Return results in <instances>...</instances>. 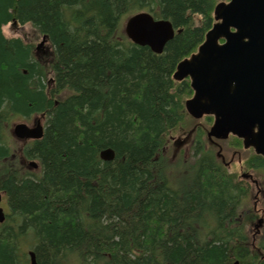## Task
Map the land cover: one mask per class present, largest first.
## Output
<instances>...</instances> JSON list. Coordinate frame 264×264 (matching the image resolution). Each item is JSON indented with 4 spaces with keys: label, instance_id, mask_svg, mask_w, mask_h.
Wrapping results in <instances>:
<instances>
[{
    "label": "trees",
    "instance_id": "obj_1",
    "mask_svg": "<svg viewBox=\"0 0 264 264\" xmlns=\"http://www.w3.org/2000/svg\"><path fill=\"white\" fill-rule=\"evenodd\" d=\"M219 1L0 0V191L11 209L0 264H28L30 249L39 264H264V232L256 248L245 233L249 186L206 146L211 117L203 126L187 113L191 89L173 78ZM139 11L174 25L163 53L126 36ZM12 20L47 36L52 61L3 34ZM34 114L44 137L17 139V118ZM194 127V154L176 167L171 137ZM246 165L264 173L262 156Z\"/></svg>",
    "mask_w": 264,
    "mask_h": 264
},
{
    "label": "water",
    "instance_id": "obj_2",
    "mask_svg": "<svg viewBox=\"0 0 264 264\" xmlns=\"http://www.w3.org/2000/svg\"><path fill=\"white\" fill-rule=\"evenodd\" d=\"M214 14L216 22L198 52L178 63L174 79L191 77L195 94L186 101V108L195 118L215 117L209 137L237 135L245 148L254 147L264 156V0L220 2ZM125 33L136 45L161 54L175 28L167 19L139 12L127 20ZM13 131L20 139H40L45 132L40 119L33 127L15 124ZM114 157L111 148L101 151L103 160ZM5 219L0 207V222ZM29 256L30 264H39L35 251L30 250Z\"/></svg>",
    "mask_w": 264,
    "mask_h": 264
},
{
    "label": "rangeland",
    "instance_id": "obj_3",
    "mask_svg": "<svg viewBox=\"0 0 264 264\" xmlns=\"http://www.w3.org/2000/svg\"><path fill=\"white\" fill-rule=\"evenodd\" d=\"M3 33L6 36H8V37L25 38L27 41L31 42V44H33V45H36V43L41 39V36L38 35L35 32L34 27L31 24H26V25H23V26H16L14 29L12 28V26L6 25L3 28ZM190 95H191V93H189V96ZM189 96H188V98H189ZM38 118H42L43 122L45 121L44 117L40 116V114H34V115H32L30 117V119H25V118H22L20 116V117L17 118V120L15 121V123H17V122H27L29 125H33L34 122ZM196 122H198L199 125L205 126V123L207 121H206V118H203L202 120H196ZM211 124H212V120H210V122H209L208 126L206 127V129L209 128ZM181 133H183V132H181ZM204 137H205L206 142H207L206 134H205ZM231 142H233V141L232 140H229V139L228 140H224V141H220V143L224 147L223 152L226 155V159L231 161L232 159L234 160V157H235L234 162L230 166H228V170H229V172L231 174L238 176V180H239L240 171H241V165L247 166L246 165V159H247L246 157H248L250 155V151H243L242 152L243 154H240V155L237 154L235 156L234 155V150L232 148H230V146H233L231 144ZM207 143H208L207 144L208 147L209 146L212 147L209 142H207ZM219 151L222 152V150H218V148H215L214 149V152L215 153H218ZM193 154H194V150H191L190 154L186 157V159H191L192 156H193ZM170 155L172 156V151L170 152ZM240 158H243V162L244 163H240L239 162V159ZM174 162H175L176 167H177L178 166L177 165L178 160H175ZM256 175L258 176V178L261 181L264 180V173L263 172L256 173ZM247 185L249 187H251V188L253 187V189L251 190V192H249V196H248L249 198H248V200L246 202V205H245L246 209H249V211H247L246 214H250L252 217H249L250 219H248L247 217H245V219H244V222H245L244 225L246 227L245 233L248 235L249 241L251 242V244L256 248V245H258L259 240L262 237V233L264 232V227L259 222V219L262 216H264V214L261 213V210L264 209V191L262 193H259V192L257 193L256 188H254V184L252 185V183L251 184H248L247 183ZM254 194H257L258 195V200H256L254 198ZM255 201H256V204H257L258 211L254 209ZM8 204H9L8 203V200H7L6 196H5L4 201L2 203V206L5 208L6 211L9 212V206H8ZM256 233H259V234H256ZM23 247L26 248L25 245Z\"/></svg>",
    "mask_w": 264,
    "mask_h": 264
},
{
    "label": "flooded vegetation",
    "instance_id": "obj_4",
    "mask_svg": "<svg viewBox=\"0 0 264 264\" xmlns=\"http://www.w3.org/2000/svg\"><path fill=\"white\" fill-rule=\"evenodd\" d=\"M48 49H43V53L47 55H49L50 53L48 52ZM191 130V129H190ZM171 141H173L174 143H172L173 147H172V159L178 160L181 156H184L185 158L190 154L191 150H193V148H195L198 144V137H197V128L196 129H192L191 131H183V134L180 136H172L171 137ZM212 141V146L215 148H218V150H222L219 151L218 156L220 157V160L223 161L222 163L228 168V166H230L234 160L232 159L227 160L226 159V155L223 152L224 147L222 146V144L220 142H217L216 140H211ZM217 142V143H216ZM240 143L243 145L242 140L240 141ZM233 146H230V148H232L234 150V155L236 156L237 154H243V151H250V155L246 158H249L252 156V151L251 149H244L243 146L238 145V142L236 140H234V144H232ZM259 156V155H257ZM240 163H244L243 162V158L239 159ZM261 172V170L255 166L252 167H247L245 165H241V171H240V177H239V181H244L248 184L252 185L254 184V188H256L257 193H262L264 191V180L261 181L258 176L256 175V173ZM263 179V178H262ZM253 189V187H249V192H251V190ZM254 198L256 200H258V195L254 194ZM254 209L258 211L257 209V204L255 201L254 204ZM261 213L264 214V209L261 210ZM259 234V233H256Z\"/></svg>",
    "mask_w": 264,
    "mask_h": 264
}]
</instances>
